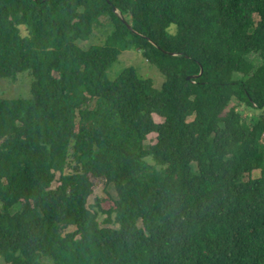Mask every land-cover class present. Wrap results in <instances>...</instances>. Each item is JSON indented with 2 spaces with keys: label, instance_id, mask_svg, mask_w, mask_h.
Here are the masks:
<instances>
[{
  "label": "trees",
  "instance_id": "1",
  "mask_svg": "<svg viewBox=\"0 0 264 264\" xmlns=\"http://www.w3.org/2000/svg\"><path fill=\"white\" fill-rule=\"evenodd\" d=\"M124 50L160 87L107 77ZM23 71L30 96L0 97V264H264V0H0V79ZM93 179L114 195L88 204Z\"/></svg>",
  "mask_w": 264,
  "mask_h": 264
},
{
  "label": "rangeland",
  "instance_id": "2",
  "mask_svg": "<svg viewBox=\"0 0 264 264\" xmlns=\"http://www.w3.org/2000/svg\"><path fill=\"white\" fill-rule=\"evenodd\" d=\"M96 30L98 29L96 28ZM109 31H110L109 28L101 29L98 32L94 33V35H92L88 40L79 41L78 44L82 48H87L91 44H101L104 41L105 37L109 34ZM127 66H135V68L138 70L140 75L153 79L155 87H160L163 81V76L155 66L150 64V62H148L143 57V55L136 50L122 51L117 61L114 64H112L110 68L107 70V77L113 80L117 76L119 71ZM32 79H33L32 75L27 71L25 72L23 71L17 74V78L14 81H10L8 79L6 80L0 79V97H9V98L29 97ZM153 118L155 119V121H161V118L159 116L153 115ZM155 141H156L155 134L151 133L146 137L144 141V145L145 146L151 145L155 143ZM258 175H259V170H254L252 172L253 177H256ZM56 177H58V174L56 175ZM92 181L94 183V189L92 195H90L88 198V204L94 203L95 197L101 198L107 195L109 192L114 195V191L112 187L110 186L106 187L104 185L103 180L93 179ZM56 185H57V181L55 180L52 183V186H56ZM73 229L74 227L70 226L66 229V231H70ZM44 264H49V263L45 261Z\"/></svg>",
  "mask_w": 264,
  "mask_h": 264
},
{
  "label": "water",
  "instance_id": "3",
  "mask_svg": "<svg viewBox=\"0 0 264 264\" xmlns=\"http://www.w3.org/2000/svg\"><path fill=\"white\" fill-rule=\"evenodd\" d=\"M123 19V18H122ZM201 73V72H200ZM189 78V77H188Z\"/></svg>",
  "mask_w": 264,
  "mask_h": 264
}]
</instances>
